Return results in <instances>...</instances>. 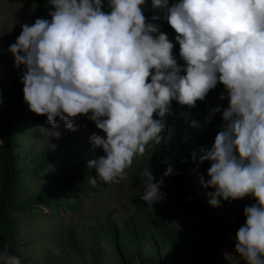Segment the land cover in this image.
I'll use <instances>...</instances> for the list:
<instances>
[{
  "label": "clouds",
  "instance_id": "1",
  "mask_svg": "<svg viewBox=\"0 0 264 264\" xmlns=\"http://www.w3.org/2000/svg\"><path fill=\"white\" fill-rule=\"evenodd\" d=\"M105 2L107 11L102 0H48L50 19L21 25L8 51L14 66H23L28 110L45 116L53 130H42L57 138L56 118L74 132V119L86 116L104 133L90 137L104 155L88 162L95 172L89 183H119L134 156L150 141L160 144L172 101L193 108L221 84L219 98L226 94L228 105L201 157L210 165L203 186L212 189V207L246 196L256 201L243 209L234 250L246 264H264V0H150L176 33L182 66L158 18L145 22L147 0ZM220 111L210 108L205 123ZM172 174L166 165L162 176ZM143 176L140 199L152 208L164 198L162 180L153 182L148 168ZM0 264L21 261L5 246Z\"/></svg>",
  "mask_w": 264,
  "mask_h": 264
},
{
  "label": "rangeland",
  "instance_id": "2",
  "mask_svg": "<svg viewBox=\"0 0 264 264\" xmlns=\"http://www.w3.org/2000/svg\"><path fill=\"white\" fill-rule=\"evenodd\" d=\"M37 18L42 16L32 0H0V96L11 103L17 96L14 78L22 76L23 66H14L8 46L16 42L22 24ZM195 110L200 111L197 102ZM54 123L58 138L48 132L53 128L46 117L26 106L12 127L19 175L1 212L0 231L18 245L21 264H246L234 250L235 219L223 216L225 201L210 206L212 189L197 182L191 189L201 204L195 202L174 172L162 176L167 163L151 147L133 157L119 183L93 184L85 197L76 189L68 191L67 181L94 171L88 162L104 155L90 142L93 132L104 133L86 116L74 119V132L58 118ZM1 127L0 120V204L5 171ZM147 168L153 182L162 180L164 193L152 208L140 199ZM255 203L247 196L243 209ZM108 219L114 222L107 230L102 224ZM244 220L241 214L238 228Z\"/></svg>",
  "mask_w": 264,
  "mask_h": 264
},
{
  "label": "trees",
  "instance_id": "3",
  "mask_svg": "<svg viewBox=\"0 0 264 264\" xmlns=\"http://www.w3.org/2000/svg\"><path fill=\"white\" fill-rule=\"evenodd\" d=\"M167 3L168 6H171L173 0H167ZM32 6L40 12L44 19H50L48 13L49 11L54 10L52 6L48 4V0H32ZM102 10L107 11L105 0H102ZM142 10L146 23L152 16L158 18L154 23L159 25V31L166 34L169 41L173 43L172 54L174 58L177 59L178 65L182 66L183 61L179 58V45L174 39L176 33L170 25H168L166 20L159 19V17L163 15L162 8L153 7L148 3L142 6ZM181 74H183V72ZM20 77L21 76L17 75L14 78L17 90V96L14 103L4 99L3 96H0L1 136L3 140L2 156L4 157L5 162L0 218L1 212L6 207L8 200L16 188L19 175L16 169L17 161L13 150L12 127L22 118L27 106L23 101V85L20 81ZM223 91V86L217 83L214 89L209 90L203 101H197V104L200 107L199 112L195 110V107L188 108L187 106H181L175 101H172L170 104L171 115L165 117V129L161 132L162 140L160 141V144H154L150 141L145 146V150L146 148L151 147L159 153L167 165L171 164L173 172L181 186L191 195L195 202H199L200 204L201 202L193 195L192 189L194 186L191 183H203V181L207 180L206 172L210 165L208 162L202 161L201 157L213 144L215 135L223 123L222 111L228 105L226 94L223 100L219 98ZM8 104H11L12 106L8 108ZM217 106L221 111L213 115L210 122L205 123L206 117L209 116V109ZM153 118H157L155 113H153ZM193 121L196 122L197 126H192ZM186 152L189 153L188 157L181 158L180 160L177 159V155L179 156ZM93 176H95V172L91 171L81 175L77 181H75L74 178H70L67 181V190L71 191L76 189L83 197H85L88 192L94 190L93 184L89 183V179ZM100 182L101 180H97L95 185L102 184ZM246 199L247 196L236 200V204L228 203L227 201L224 203L225 215L223 216L229 220L235 219L233 227L236 230L239 226V216L243 214V204ZM113 222L114 221L111 219H108L107 222L102 224V226L104 229H107L108 226L113 224ZM130 223L133 222L130 221ZM136 229L137 227H135V230ZM5 246H7L9 254L19 257L18 245L14 241H7L0 231V249L2 250Z\"/></svg>",
  "mask_w": 264,
  "mask_h": 264
}]
</instances>
